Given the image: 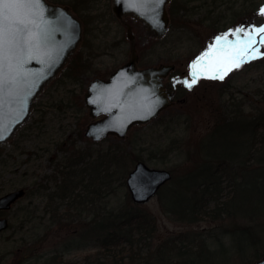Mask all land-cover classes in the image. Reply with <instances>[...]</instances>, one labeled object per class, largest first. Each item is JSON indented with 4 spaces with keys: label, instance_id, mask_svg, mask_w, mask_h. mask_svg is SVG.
<instances>
[{
    "label": "rangeland",
    "instance_id": "rangeland-1",
    "mask_svg": "<svg viewBox=\"0 0 264 264\" xmlns=\"http://www.w3.org/2000/svg\"><path fill=\"white\" fill-rule=\"evenodd\" d=\"M53 1L73 4L85 19L84 56L42 93L29 120L33 127L23 128L21 134L0 144V195L19 187L27 190L25 197L3 212L10 227L0 234V264H105L109 256L100 246L98 237L103 234L98 225L102 220L121 218L122 207L135 205L126 177L136 160L171 170L168 185L172 187L192 175L205 161V154L237 150L235 140L242 136L235 126L226 127L223 136L212 133L226 119L259 117L257 137L263 139L255 141L256 150L251 152H256L257 159L264 155V56L247 60L221 81H202L192 90H182L173 105L150 122L134 126L125 139L112 137L95 143L85 137L90 117L83 103L84 86L91 77L107 74L126 61L131 42L127 27L112 14L110 0ZM261 6L264 0H174L172 27L162 39L156 40L135 25L141 62H179L178 67L186 70L190 58L214 43V35L240 24L264 23ZM113 152L122 153L121 159L109 157ZM257 159L250 160L245 173L233 163L230 171L234 174L224 173L220 178L227 196L238 187L231 216L204 215L192 222L182 221L165 211L163 190L148 202L136 204L154 214L156 230L131 251L133 259L123 247L115 251L117 257L122 252L125 264H147L143 259L166 242L175 250L181 246L198 250L201 244L214 252L221 246L230 247L214 253L215 262L204 264L255 260L256 253L264 252V199L259 198L257 182L264 164L263 157L262 162ZM104 165L109 166V181L102 186ZM92 175H98V182L90 190L98 192L84 185ZM199 178L197 175L194 181ZM63 191L67 194L61 196ZM244 225H253V231L262 237L258 252L247 244L239 250L233 245L234 229ZM173 261L178 264L177 258Z\"/></svg>",
    "mask_w": 264,
    "mask_h": 264
},
{
    "label": "water",
    "instance_id": "water-1",
    "mask_svg": "<svg viewBox=\"0 0 264 264\" xmlns=\"http://www.w3.org/2000/svg\"><path fill=\"white\" fill-rule=\"evenodd\" d=\"M170 1L165 0L159 7L149 3L147 6H141L138 11L129 7L126 0H112V10L120 18L124 15H133L144 24L150 34L162 37L169 27ZM44 3L45 17L51 22L50 27L53 29L51 42L54 48L62 50L51 64L33 59L26 65L36 75L39 76L41 73L43 75L36 81V86L27 97L22 112L18 110L14 100L9 103V100L5 99L4 104L0 105V144L12 139L17 129L28 120L35 99L63 69L71 54L82 42L83 23L71 8L49 0H44ZM128 29V36L133 41L130 59L114 70L108 79L95 78L88 86L85 99L90 107L91 116L106 113L104 117L91 121L86 127V135L94 140H100L109 134L124 137L133 124L147 122L173 101V93L166 90L162 83L163 76L168 74L173 65L137 68L138 54L134 35L131 26ZM171 177L168 169L150 167L144 161H138L128 175L127 186L132 199L144 203ZM24 193V188H18L1 195L0 209L10 208L11 204ZM8 226V218L0 217V232ZM251 264H264V257Z\"/></svg>",
    "mask_w": 264,
    "mask_h": 264
},
{
    "label": "trees",
    "instance_id": "trees-1",
    "mask_svg": "<svg viewBox=\"0 0 264 264\" xmlns=\"http://www.w3.org/2000/svg\"><path fill=\"white\" fill-rule=\"evenodd\" d=\"M259 120L260 118L257 116L247 118L241 115L238 118L235 116L232 120L227 121L226 119L224 122L218 123L212 132L213 135L219 133L220 136H223L224 129L230 125L237 128V133L240 137L242 136L238 140H235L238 146L237 150H233L232 152H224L221 150L209 152V154H205L203 164L192 175L180 180L177 179L179 183L174 182L172 187L168 185L170 182L166 184L162 189L164 191L162 206L165 208V211L177 219L189 222L199 220L204 215L214 218H219L222 215L231 216L234 212L233 201L237 195L238 187L234 189L232 194L227 196L220 187V178H222L224 173H227L229 176H231L230 174H234L230 171L233 163L239 166L245 173L248 170L246 166L250 164V160L257 159L256 152L253 153L251 151L256 150L255 141L257 142L258 139H263V137H257L260 134L259 128L261 121ZM218 147L220 146L218 145ZM111 156L113 157L112 159L115 158L116 160L118 157L120 160L122 153L113 152L109 154V157ZM262 157L264 164V155ZM239 158L240 161H238ZM261 158L257 160L262 162ZM105 160L106 158L104 156ZM102 171L101 183L103 186L107 185L109 181V166L104 165ZM197 175L200 178L194 181ZM260 181L262 184H260ZM96 182H98V175H92L84 185L88 186L89 191L98 192V189L90 190V185ZM257 182L259 183V198L264 199V193H260L264 186V168L259 171ZM66 193L62 192L60 195L63 196ZM181 198L185 201L184 204H181ZM76 208L79 209L78 206ZM53 214L55 216L56 211ZM114 215L116 216V214ZM155 222L156 218L154 214L146 212L140 207H137L136 204L131 205V207H122L121 218L111 221H100L98 225L100 229L99 234L103 235L102 237H98L99 243L105 249L104 253H108L109 256L104 263L125 264L126 260H124L125 257L122 252L120 257H117V253L115 252L117 248L123 247L122 251L126 250L129 253L135 251L136 246L142 238H149L154 234L156 230ZM252 228L253 225H244V227L234 229L231 237L233 238V245L236 246L237 250L242 249L247 244L250 250L258 252L259 248L263 246L259 243L262 237L256 231H253ZM201 246L202 248L200 247L198 250H194L193 247L187 248V246H181L182 248H176L175 250L169 247V243L165 242L160 246V250L157 253H154V255L150 253V256L143 259V262L147 264H176V262L173 263V259L177 258L178 264H204V262H215L216 256L214 253L226 252L230 249V247L225 249L221 246L220 251L214 252V250H206L202 244ZM168 249L171 251H168ZM148 251H150L149 248ZM262 255H264V252L256 253L255 256L259 258ZM130 259H133L132 252L130 253Z\"/></svg>",
    "mask_w": 264,
    "mask_h": 264
},
{
    "label": "snow or ice",
    "instance_id": "snow-or-ice-1",
    "mask_svg": "<svg viewBox=\"0 0 264 264\" xmlns=\"http://www.w3.org/2000/svg\"><path fill=\"white\" fill-rule=\"evenodd\" d=\"M165 0H126L129 7L140 11L149 3L159 7ZM44 0H0V105L5 99L15 101L22 112L27 97L41 75L26 67L33 59L51 64L62 49L51 42L53 29L45 17ZM264 14V6L259 9ZM143 14V13H142ZM232 34V37L229 34ZM190 63V75L174 77L188 88L201 76L223 79L227 72L245 61L264 56V23L240 24L218 33ZM7 130V129H5Z\"/></svg>",
    "mask_w": 264,
    "mask_h": 264
},
{
    "label": "flooded vegetation",
    "instance_id": "flooded-vegetation-1",
    "mask_svg": "<svg viewBox=\"0 0 264 264\" xmlns=\"http://www.w3.org/2000/svg\"><path fill=\"white\" fill-rule=\"evenodd\" d=\"M124 25L125 24H128V23H131V24H133V26L135 27V25H139V26H141V24L140 23H138L137 22V20H135L134 18H132V17H126V18H124V20L123 21H121ZM136 22V23H135ZM172 25V18H171V22H170V26ZM139 28V27H138ZM79 62H81L82 60H78ZM174 63V67H173V69L170 71V73H169V75L168 76H166L164 79H163V82H164V84H165V86L167 87V88H169L170 90H172L173 92H174V97H175V100H177L178 99V95L182 92V90H186L182 85H173L172 84V82L170 81V76L171 75H173V74H178V73H180V74H183V73H185L186 72V70H182V69H184V67L183 68H179L178 66H179V62H173ZM181 63L183 64V61H181ZM149 65H151V63H146V64H143V63H141V61L140 60H138V62H137V66L139 67V68H141V67H145V66H149ZM112 71V70H111ZM111 71H109L107 74H104V75H99L100 77H104V78H106V77H108L109 76V74L111 73ZM180 71H183L182 73L180 72ZM37 107H39L38 105H37ZM27 195V190H26V192H25V194L22 196V197H19V198H17L18 200L19 199H21V198H23V197H25ZM17 200V201H18ZM4 214H3V211L2 210H0V216H3Z\"/></svg>",
    "mask_w": 264,
    "mask_h": 264
}]
</instances>
